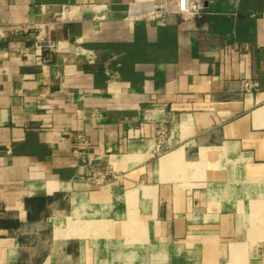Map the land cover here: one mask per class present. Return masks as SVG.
<instances>
[{"label": "crops", "instance_id": "1", "mask_svg": "<svg viewBox=\"0 0 264 264\" xmlns=\"http://www.w3.org/2000/svg\"><path fill=\"white\" fill-rule=\"evenodd\" d=\"M142 1L0 0V264H264V0Z\"/></svg>", "mask_w": 264, "mask_h": 264}, {"label": "built area", "instance_id": "2", "mask_svg": "<svg viewBox=\"0 0 264 264\" xmlns=\"http://www.w3.org/2000/svg\"><path fill=\"white\" fill-rule=\"evenodd\" d=\"M207 0H150L132 3L127 12L128 19H140L146 21H156L165 23L172 15L181 17L185 20L200 19L204 16L206 10ZM59 16L61 12L55 13ZM54 22L45 23L51 26ZM36 28H40L38 25ZM36 47L48 48L54 51L68 50L62 47L59 41L53 40L49 35L37 36ZM112 75L111 73H109ZM247 88L252 86L247 83ZM158 134L160 136L166 134V129L159 128ZM78 140L86 141L82 135H78ZM76 154L82 153L78 148L74 150Z\"/></svg>", "mask_w": 264, "mask_h": 264}]
</instances>
